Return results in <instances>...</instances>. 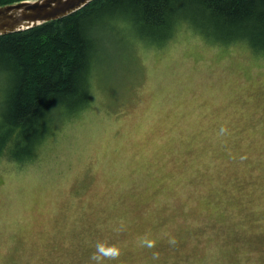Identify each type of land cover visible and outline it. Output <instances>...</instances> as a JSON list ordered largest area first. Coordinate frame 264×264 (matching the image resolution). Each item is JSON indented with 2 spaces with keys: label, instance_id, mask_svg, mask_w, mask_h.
Returning <instances> with one entry per match:
<instances>
[{
  "label": "rangeland",
  "instance_id": "1",
  "mask_svg": "<svg viewBox=\"0 0 264 264\" xmlns=\"http://www.w3.org/2000/svg\"><path fill=\"white\" fill-rule=\"evenodd\" d=\"M189 27L104 41L89 104L2 152L0 264H264V54Z\"/></svg>",
  "mask_w": 264,
  "mask_h": 264
},
{
  "label": "trees",
  "instance_id": "2",
  "mask_svg": "<svg viewBox=\"0 0 264 264\" xmlns=\"http://www.w3.org/2000/svg\"><path fill=\"white\" fill-rule=\"evenodd\" d=\"M187 25L205 39L264 54V0H92L61 19L0 35V88L8 89L0 155L26 162L62 111L89 104L90 67L104 41L124 32L162 45Z\"/></svg>",
  "mask_w": 264,
  "mask_h": 264
},
{
  "label": "water",
  "instance_id": "3",
  "mask_svg": "<svg viewBox=\"0 0 264 264\" xmlns=\"http://www.w3.org/2000/svg\"><path fill=\"white\" fill-rule=\"evenodd\" d=\"M92 0H24L0 6V35L66 17Z\"/></svg>",
  "mask_w": 264,
  "mask_h": 264
},
{
  "label": "bare ground",
  "instance_id": "4",
  "mask_svg": "<svg viewBox=\"0 0 264 264\" xmlns=\"http://www.w3.org/2000/svg\"><path fill=\"white\" fill-rule=\"evenodd\" d=\"M86 6V5H85Z\"/></svg>",
  "mask_w": 264,
  "mask_h": 264
}]
</instances>
